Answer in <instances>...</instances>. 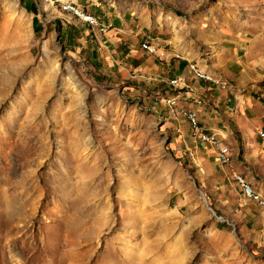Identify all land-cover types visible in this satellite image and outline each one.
I'll return each mask as SVG.
<instances>
[{
    "label": "rangeland",
    "instance_id": "obj_1",
    "mask_svg": "<svg viewBox=\"0 0 264 264\" xmlns=\"http://www.w3.org/2000/svg\"><path fill=\"white\" fill-rule=\"evenodd\" d=\"M24 1L35 3L39 34L21 0H0V264H264L263 246L240 230L233 189L217 188L222 175L207 180L198 155L174 146L182 140L165 122L175 99L157 92L172 79L160 89L105 63L96 70L99 52L90 48L109 29L112 5L131 15L126 42L135 37L130 45L150 64L166 69L157 48L177 59L188 40L216 71L227 41L264 45V0ZM182 111L195 114L176 111L193 133ZM219 166L234 182L230 164Z\"/></svg>",
    "mask_w": 264,
    "mask_h": 264
},
{
    "label": "crops",
    "instance_id": "obj_2",
    "mask_svg": "<svg viewBox=\"0 0 264 264\" xmlns=\"http://www.w3.org/2000/svg\"><path fill=\"white\" fill-rule=\"evenodd\" d=\"M107 7L110 13L105 15L103 25L110 27L103 32V35H96L95 45H89L93 52L94 50L99 52L96 62L93 63L89 59L92 65L99 70L105 63L106 70H109L111 74H119L124 80L136 79L137 82L152 80L157 82L156 85L160 89H164L168 81L174 77H186L188 86L192 89L186 97L183 92L176 97L177 92L174 89L171 90L172 88L165 89L162 93L157 91L167 97L166 100L175 99L174 105L170 106L168 111L172 116L166 118L165 122V126H169L182 140L174 146L184 145L187 150L198 155L202 167H207L205 169L207 180L215 172L222 175L223 180H216L217 188L220 187L225 191L226 187H230L238 196L237 211L241 218L239 227L241 231H244L248 244L251 246L257 241L264 248V207L246 201L244 191L240 187L243 199L239 188L227 177L226 169L217 164L218 159H215V155L217 156L220 151L200 142L195 132L191 133L187 120L176 116V111L181 109L193 112L199 127L205 133L215 135L224 143L221 152L230 155V168L236 172H232V177L234 175L244 177L255 194L264 199V45L258 39L248 37L227 41L229 46L217 48L221 59L219 68L215 71L206 69L201 64V49L195 48L196 45L186 40L190 49L184 52L181 45H178L179 54L184 53L186 56L184 60L179 54L175 55L177 59L168 60L164 57L163 48H157L158 53L163 54V57L159 59L164 60L167 66L162 70L156 63L150 64L151 59L146 57L147 52L139 51L130 45L135 44L132 39L135 37L126 42L128 36L124 35V31L128 29V25L124 22L128 23L131 15H128L127 11L118 14L112 10L114 8L112 5ZM122 8L124 9V5ZM125 15L127 19L124 18ZM62 24H65L64 21ZM99 32L102 31L99 30ZM61 35H63L62 31ZM153 44L160 45L161 42H153ZM181 61L187 62L182 70H180ZM189 66L197 67L200 72L219 83H225L226 88L221 89L213 82L193 78L191 71L187 70ZM165 70L168 78L161 75ZM172 70L175 71V75L170 74ZM209 93L212 94L209 95ZM198 100H201L200 105L196 104ZM259 132H263L260 134L263 138L259 136Z\"/></svg>",
    "mask_w": 264,
    "mask_h": 264
},
{
    "label": "bare ground",
    "instance_id": "obj_3",
    "mask_svg": "<svg viewBox=\"0 0 264 264\" xmlns=\"http://www.w3.org/2000/svg\"><path fill=\"white\" fill-rule=\"evenodd\" d=\"M66 9H68V8H66ZM75 15H77L79 18H81L85 22H89V24H91L93 26H98V22L95 19H93L92 17H86L85 18L84 17L85 15L83 13H80L76 10H75ZM143 48H145L149 52H153L152 49L150 47H148L147 45H143ZM197 77L201 78V79H208L207 77H204L202 74H199V73H197ZM170 86L174 89L182 90L183 94L186 96L192 92V89L187 84L186 78H184L182 76H177L174 79H172L170 81ZM189 91H191V92H189ZM196 103H197V105H200L201 100L196 101ZM182 113L188 119L190 125L192 126L193 130L196 133V136H198L201 139V141H203V143H205L206 145H209L210 147L220 151V153L218 154V163L220 165H229L231 163L230 157L227 155V153L221 152V149L223 147V143H221L215 135H209V134L205 133L201 128H199L196 117L193 114H191L190 112H187V111H182ZM189 117H191V120L189 119ZM200 131L204 132V133L200 134ZM233 179H234V182H236L243 189L247 199H250V200L261 199L256 194L253 193V191L251 190V188L247 184L246 180L243 179L240 175H234ZM259 203L264 205L263 199Z\"/></svg>",
    "mask_w": 264,
    "mask_h": 264
},
{
    "label": "trees",
    "instance_id": "obj_4",
    "mask_svg": "<svg viewBox=\"0 0 264 264\" xmlns=\"http://www.w3.org/2000/svg\"><path fill=\"white\" fill-rule=\"evenodd\" d=\"M21 3H22L23 8L27 12L33 14L32 29H33L34 34H39L43 30V27H42V25L40 24V22H39V20L37 18V9H36L35 3H33V2H25L24 0H21ZM124 18L127 19V16L125 15ZM55 31L59 35V38H60L59 39V43L62 44V41H61V36L62 35H61L60 29H55ZM186 65H187V62L181 61L180 62V70H182ZM233 127H234V125H233ZM235 135H236V137H238V133L236 131H235ZM175 159H176V161H178L177 158H175ZM183 168L186 169L189 173H191V167H190L189 163L184 162L183 163ZM196 182L198 183L197 180H196ZM248 200H250V199H248Z\"/></svg>",
    "mask_w": 264,
    "mask_h": 264
},
{
    "label": "built area",
    "instance_id": "obj_5",
    "mask_svg": "<svg viewBox=\"0 0 264 264\" xmlns=\"http://www.w3.org/2000/svg\"><path fill=\"white\" fill-rule=\"evenodd\" d=\"M84 16V15H83ZM85 18H86V16H84ZM156 55L158 56V57H160V58H162L163 57V55H158L157 53H156ZM189 92H191V91H189ZM189 119L191 120V117H189ZM204 132H201L200 131V134H203Z\"/></svg>",
    "mask_w": 264,
    "mask_h": 264
}]
</instances>
